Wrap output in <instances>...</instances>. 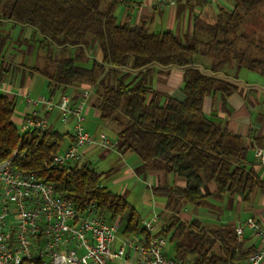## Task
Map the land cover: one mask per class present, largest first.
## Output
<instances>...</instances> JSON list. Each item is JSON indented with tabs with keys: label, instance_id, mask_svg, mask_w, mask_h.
Returning a JSON list of instances; mask_svg holds the SVG:
<instances>
[{
	"label": "trees",
	"instance_id": "trees-1",
	"mask_svg": "<svg viewBox=\"0 0 264 264\" xmlns=\"http://www.w3.org/2000/svg\"><path fill=\"white\" fill-rule=\"evenodd\" d=\"M103 2L13 0L0 17V81L8 72L25 66L13 58L8 60L13 40L4 24L20 26L21 33L30 27L40 34L42 45L47 42L49 46L74 49L75 53L56 60L54 72L31 65L22 69L24 74L43 76L48 94L53 97L58 91L61 96L72 88L88 85L100 118L120 126L116 149L134 152L140 158L138 175L163 167L186 180L184 186L154 188L155 193L168 197L167 207L174 204L177 209L185 203L205 208L211 198L219 195L249 201L256 191L264 192V179L248 159L244 137L203 110L205 97L216 92L228 96L235 89L230 81L214 75L224 67V60L210 68L213 74L191 65L196 55L224 54L240 66L264 75V40L260 56L237 47L241 39H247V35L239 33L246 16L264 0H234V10H221L217 23L208 27L206 40L194 36L187 43L172 31L150 32L145 24L121 23L112 8L103 7ZM3 4L4 0H0V8ZM15 41L24 43L21 38ZM94 46L101 51L100 59L92 57ZM89 60L90 66L83 65ZM155 66L184 69L183 99L166 96L162 102L160 93L150 85ZM15 112L16 100L0 93V162L18 149L14 168L34 172L51 183L81 213L93 207L100 218L122 225L124 236L146 233L139 230L141 215L129 201L102 185L104 173L88 163L47 165L62 150L65 139L74 135L52 127L21 133L15 124ZM206 183L217 188L206 191ZM158 234L170 236V241L176 243V258L184 260L187 255L192 264H241L255 251L249 253L244 248L233 226L206 229L200 219L187 221L178 213L169 216ZM184 235L193 241L188 248L180 240Z\"/></svg>",
	"mask_w": 264,
	"mask_h": 264
},
{
	"label": "built area",
	"instance_id": "built-area-1",
	"mask_svg": "<svg viewBox=\"0 0 264 264\" xmlns=\"http://www.w3.org/2000/svg\"><path fill=\"white\" fill-rule=\"evenodd\" d=\"M80 94L84 99L89 97L86 89ZM26 100L33 109L24 119V131L51 128L48 119L35 109L39 103L46 112L58 108L64 123L70 118L76 121L72 144L54 155L48 166L81 163L85 147L116 149V143L105 133L94 135L86 129L82 106L75 104L70 94H62L58 99L47 95L33 99L27 94ZM17 153L18 149L0 162V264H23L31 260L40 264H192L164 252L167 240L158 234V215L142 221L139 230L146 233L123 236L117 245L119 224L100 218L93 207L81 213L51 183L34 172L14 168ZM255 157L259 165H264V146L255 148ZM245 226L259 238V246L244 264H263L264 223L248 218L239 224L235 232L240 241Z\"/></svg>",
	"mask_w": 264,
	"mask_h": 264
},
{
	"label": "crops",
	"instance_id": "crops-1",
	"mask_svg": "<svg viewBox=\"0 0 264 264\" xmlns=\"http://www.w3.org/2000/svg\"><path fill=\"white\" fill-rule=\"evenodd\" d=\"M161 1L162 0H104L103 7L105 9L112 8L114 15L121 23H127L130 25L145 24L149 31L157 33L172 31L181 37L186 43L190 42L194 36H197L200 39L199 35L201 32L205 33L208 31V27L215 25L218 21V16L221 10L232 12L235 7L234 0H164L165 2L163 4ZM24 73L26 72L17 68L8 72L4 76V79L0 81V91L4 92V94L8 95L10 98H14L16 102L17 98L20 99V102L24 105V112H21L22 115L20 118L23 121L26 115L33 109V107L27 103L26 95L29 94L31 97L33 93H36V91L40 89L38 96L34 98L38 99L39 97L46 95L42 90L44 86L46 85L48 88L47 80H41L39 78L41 75ZM181 83V71L172 70L166 74L160 72L157 73L156 89L167 96L183 99L184 95L180 90ZM40 84L41 87L39 88ZM233 85L235 86V89L228 96H224L222 92H216L205 97L203 110L216 121L221 122L230 130L244 137L245 144L249 147V150L252 151V157L249 158L248 156V159L253 164L256 172L264 179V165H259L255 157V148L258 146H264V91L261 90L260 102V93L255 96L251 90L248 95H246V92H242V86L237 88L236 84ZM85 89L89 91V97L86 99L80 94V92ZM69 94L73 97L75 104L82 106L83 115L86 117L84 122L86 129L89 132L94 135H99L101 133L106 134L107 131H113L117 136L120 126L116 122L103 121L100 118L99 111L95 105L96 98L90 91L88 85H82L80 89L72 88L69 90ZM35 109L40 116H45L48 119L52 128L58 129L61 126L63 127L61 124H64V122L60 120V112L58 108L46 112L43 104L39 103L35 106ZM257 113L259 116L261 115V118L259 116L256 117ZM68 128L69 130L71 129L69 126ZM69 130H65L64 132H69ZM69 133L73 135V132ZM68 138L69 141L64 147H62V150L67 149L74 140L73 137ZM114 142L116 145L118 144V137ZM107 150L108 149L105 150V148L100 146L85 147L83 149L82 162L79 164L88 163L96 169L95 165H97L101 160V157H103L104 159H110V163L118 161L116 162V166L126 172L123 177L125 179L128 177L130 180L135 178L136 180H134V184L137 182L141 184L148 180V184L152 189L154 188L153 184L155 183L158 186L169 185V187H172L171 185L176 187L184 186L186 184V180L183 177L169 173L163 167L152 169L145 174L138 175L136 173V167L140 164V158L136 153L131 151L122 153L116 149L119 157L118 160L114 161L116 159H114V153L110 152L115 151ZM164 177L168 179L167 181H169L170 184L165 183ZM102 185L106 186V184L103 183ZM237 198L246 203L252 201V197L249 201H245L240 197ZM254 200L255 202L254 205L251 206V212H248V216L244 218H254L256 221L263 224L264 192L258 191ZM187 217L186 220L190 221L189 216ZM246 220H244V222ZM120 226L121 225L119 224V227ZM232 226L235 228L238 225L233 224ZM123 236L122 233V237ZM242 240L244 248L247 249L249 253L256 250L259 246V238L255 235L253 230L247 226L244 227ZM116 244L119 245L120 243L116 241ZM245 261L246 260L241 264H244Z\"/></svg>",
	"mask_w": 264,
	"mask_h": 264
},
{
	"label": "rangeland",
	"instance_id": "rangeland-1",
	"mask_svg": "<svg viewBox=\"0 0 264 264\" xmlns=\"http://www.w3.org/2000/svg\"><path fill=\"white\" fill-rule=\"evenodd\" d=\"M13 0H4L3 7L0 8V17H3V14L6 12V6L10 5ZM25 30L21 33L20 26H15L14 24L10 22H6L4 24V30L6 33L10 34L12 37L13 43L11 46H9L10 52L7 56L8 60L13 58L14 62L18 65L24 63L25 66L22 67V69H25L26 67H30L31 65H35L40 67L43 70H47L49 72H54L57 67L56 60L61 58H66L73 56L75 53L74 49H61L56 46H49L47 42L43 43V45L40 43V40L42 37L39 33L35 32L32 28L26 27ZM151 32V31H150ZM240 34L247 35V39H241L238 42L237 47L241 49H247L249 52H251L252 55H263V51L261 47L262 45L261 41L264 40V4L259 5L255 10H253L250 14H248L245 18L244 23L241 26V29L239 31ZM206 35V36H205ZM208 36V31L201 32L199 37L202 40H206ZM18 38H21L24 40L23 44L17 43L15 40ZM204 48V47H202ZM93 51H91L92 57L100 59L101 58V51L97 46H94ZM91 49V50H92ZM12 50V51H11ZM10 55V56H9ZM92 60V59H91ZM91 60H89L86 63H83L85 66L91 65ZM224 60V67L217 71V73H214V75L225 78L228 81H230L233 84L237 85V88L240 86L243 87L242 92H246V95L252 90L253 94L255 96L260 93V102H261V90L264 91V75H262L259 71H252L248 70L243 66H240L237 63V60H235L232 57H225L224 54L219 55H203L199 54L196 55L193 58V61L191 63L192 66L202 69L208 74H213L211 71V67L218 63L219 61ZM172 70L181 71L182 72V83L181 87L184 83V69L179 67H170V68H164L155 66L153 75L151 76L150 85L156 89L157 84V73H164L170 72ZM41 80H45L42 76H39ZM41 87V84L39 88ZM38 88V89H39ZM43 88V87H42ZM40 90V89H39ZM39 90L36 91V93L32 94V98L38 96ZM43 93L49 96L48 88L45 85L42 89ZM157 92L160 93L162 102L166 98L167 95H165L163 92L156 89ZM182 92V91H181ZM0 93H4L0 91ZM55 99H58L60 96V92H56L54 95ZM24 112V105L20 102V99L17 98L16 102V112H15V124L18 128V130L23 133V120L20 119L22 113ZM258 113L256 117H258ZM261 118V115L259 116ZM86 118V117H85ZM74 120V121H70ZM70 120L63 125V127H59L58 129L62 132L65 130H69L68 126L71 128L69 132H73L74 130V124L75 119L70 118ZM260 120V119H259ZM23 121V122H22ZM84 126L85 122L83 123ZM112 131V130H111ZM107 136L112 141H115L117 139V136L115 132H109L107 131ZM69 138L65 139V142L63 144V147L68 143ZM106 150V149H105ZM108 151V150H107ZM109 151H115L110 152L114 153V161L118 160V152L116 149L109 150ZM113 155V154H112ZM136 155V154H134ZM249 158L252 157V151H248ZM118 162V161H116ZM116 162H111L110 159H104L101 157V160L97 165H95L97 172L104 173L103 177L101 178V182L103 184H106L108 188L115 191L116 193L123 195L131 204V207L136 209L138 213L141 215L142 221H149L151 220L155 215L159 216L158 221V228H161L165 221L169 218L171 214L178 213L181 219L186 220L189 216L190 220L193 219H200L203 227L206 229H215V228H221L222 226H232L243 224L244 220L248 218L247 217L248 212H251V206L254 205V198L257 195L258 191H256L252 196V201L250 203H246L242 200H239L237 196H232L229 194L219 195L214 198H211L209 200L210 204L205 208H196L195 206L191 204H182L177 209L174 208V204H172L171 207H167L168 203V197L162 195L161 193H155L154 188L158 187V185L153 184L154 188L152 189L150 185L148 184V180L144 183H136L134 184L133 179H129L128 177L125 179L123 176H125L126 172L120 167L116 166ZM144 179V178H143ZM117 180V181H115ZM146 180V178H145ZM165 183H169L167 181L168 179L164 177ZM170 184V183H169ZM134 185V186H133ZM133 186V188H132ZM160 186V185H159ZM172 187H167L173 188ZM217 186L215 184L206 183L205 184V190L211 191L216 189ZM148 195V196H147ZM253 203V204H252ZM187 217V218H186ZM121 227V228H120ZM120 232L118 233V239L117 242L122 238V232H123V226L121 225ZM135 236V235H131ZM166 245L164 246V252L168 254L171 257H177V253L175 251V242L170 241V236L166 237ZM180 240H184L186 242L187 248L193 243L192 239L187 240V235H184ZM187 240V241H186ZM184 260L188 262V256L185 255Z\"/></svg>",
	"mask_w": 264,
	"mask_h": 264
}]
</instances>
